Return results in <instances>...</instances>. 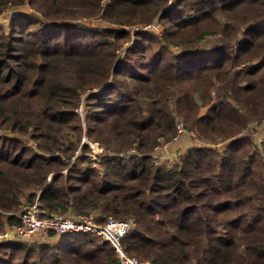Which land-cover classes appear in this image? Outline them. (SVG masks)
<instances>
[{
  "label": "trees",
  "instance_id": "1",
  "mask_svg": "<svg viewBox=\"0 0 264 264\" xmlns=\"http://www.w3.org/2000/svg\"><path fill=\"white\" fill-rule=\"evenodd\" d=\"M3 14L0 231L38 199L47 215L134 218L123 244L140 260L264 264V0H0ZM80 105L111 152L100 168L88 146L74 158ZM178 118L203 145L154 166ZM54 238L2 242L0 264H120L95 235Z\"/></svg>",
  "mask_w": 264,
  "mask_h": 264
},
{
  "label": "built area",
  "instance_id": "2",
  "mask_svg": "<svg viewBox=\"0 0 264 264\" xmlns=\"http://www.w3.org/2000/svg\"><path fill=\"white\" fill-rule=\"evenodd\" d=\"M107 0H103L106 2ZM138 28L134 27L133 31ZM144 30L158 31L157 23L145 25ZM176 134L169 140L162 139V144L157 145L155 149L159 152L167 150L173 143L179 141L184 133V126L181 122L176 121ZM264 125V123H263ZM87 143L86 140L83 141ZM161 143V142H160ZM88 145L92 150V163L93 168L99 167V159L103 155V151L96 143H89ZM163 154L162 160H168L166 167L168 169L180 164L181 153L170 158V155ZM153 162L158 164V157H154ZM16 217V223H7L6 226L0 231V243L6 241H24L34 240L48 241L52 237H60L69 233H88L95 235L102 241L109 243L118 258L120 264H155L149 260H140L135 256H131L125 250L123 240L132 233L136 228L137 223L134 218L127 220H116L113 217H107L101 223L98 221L96 214H52L47 215L44 209L41 208L39 200L36 199L32 203L23 202L19 211L13 213Z\"/></svg>",
  "mask_w": 264,
  "mask_h": 264
},
{
  "label": "rangeland",
  "instance_id": "3",
  "mask_svg": "<svg viewBox=\"0 0 264 264\" xmlns=\"http://www.w3.org/2000/svg\"><path fill=\"white\" fill-rule=\"evenodd\" d=\"M25 8V7H24ZM25 9H28V8H25ZM28 11H32V9L31 8H29L28 9ZM11 18H10V16L8 15V14H3L2 16H0V25H2V26H4V25H6L8 22H9V20H10ZM84 20H86V19H84ZM83 20V21H84ZM95 20L94 19H88L87 20V22L88 23H91V22H94ZM103 23H105V22H103ZM112 26V25H111ZM158 27H159V25H158ZM128 28V27H127ZM126 28V29H127ZM160 30V27H159V29H158V31ZM125 47L127 46V44H125L124 45ZM83 100H84V97H83ZM76 112H78L79 113V117H80V119H81V128H82V132H81V134L80 135H78L77 136V138H78V140H79V148L77 149V151L75 152V155H74V158H77V157H79V156H81L82 154H83V150H82V147H84V146H88L89 147V145H88V142L89 143H96V144H98L99 145V147H100V149L103 151L102 153H103V155L101 156V158L103 157V156H105V155H110L111 154V152H109V151H106L105 149H104V147L103 146H101V144L100 143H98V142H95V141H91V140H89L88 138H87V136H86V134H85V129H86V125H85V122H84V116H85V114H86V108L85 107H83V105H80L77 109H76ZM176 121H179V122H181L182 124H183V126H184V133H183V135L180 137V139H179V141H177V142H175V143H173V145H171L170 146V148L168 149V151L166 150H163V152H159V151H157L155 148H154V150H153V152H152V163H153V165L154 166H165L166 165V163L168 162V160H162V156H164L163 154H165L166 152H168L167 154H169L170 155V158H172L173 156H175V155H178L179 153H181V157L187 152V149L189 148V147H193V146H195V145H203V143H200V141H199V139L197 138V136L195 135V133H193V132H188L187 131V129H186V127H185V124H184V122H183V120L181 119V118H178V119H176ZM263 123H264V119L262 120V122H261V126H260V123H258V122H255V126H257V127H264V126H262L263 125ZM0 133H2V134H7V132H1L0 131ZM262 136L263 135H259V134H256V132H254L253 134H252V138L253 139H255V142H256V144L257 145H260V143H259V140L262 138ZM24 140H25V142H28V143H30L29 141V138H23ZM162 139H164V138H160L159 139V144L161 145L162 144ZM84 140H86L87 141V143H84L83 141ZM169 140V139H168ZM161 142V143H160ZM32 143V145L34 144V142H31ZM158 144V145H159ZM89 149H90V147H89ZM134 150H131L129 153H131V154H134ZM91 156H92V150L90 149L89 150V152L87 153V157H88V159H89V161H90V165H91V161H92V158H91ZM154 157H158V164L157 165H155V163L153 162V160H154ZM101 158H98L99 159V164H100V161H101ZM182 160V159H181ZM181 162V161H180ZM179 165V164H178ZM177 166V165H176ZM101 166L99 165V168H100ZM175 167V166H174ZM93 214H95V213H93ZM68 215H71V214H68ZM130 219V218H129ZM6 221V220H5ZM6 226V225H5ZM55 239L56 238H54V237H52L51 239H49L48 241H37L36 239H34V240H24V241H21L22 243H27V244H29V243H51V241L52 242H54L55 241ZM100 239V238H99ZM101 240V239H100Z\"/></svg>",
  "mask_w": 264,
  "mask_h": 264
},
{
  "label": "crops",
  "instance_id": "4",
  "mask_svg": "<svg viewBox=\"0 0 264 264\" xmlns=\"http://www.w3.org/2000/svg\"><path fill=\"white\" fill-rule=\"evenodd\" d=\"M190 148V147H189Z\"/></svg>",
  "mask_w": 264,
  "mask_h": 264
}]
</instances>
